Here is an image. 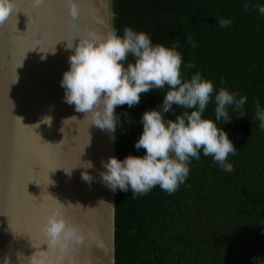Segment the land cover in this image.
I'll return each mask as SVG.
<instances>
[{
  "label": "trees",
  "instance_id": "1",
  "mask_svg": "<svg viewBox=\"0 0 264 264\" xmlns=\"http://www.w3.org/2000/svg\"><path fill=\"white\" fill-rule=\"evenodd\" d=\"M114 27L146 32L153 44L171 47L178 40L185 79L199 71L238 96H246L245 116L230 106L231 122L216 121L237 148L228 160L232 172L213 163L211 156L192 158L190 172L168 194L158 185L132 196L116 190L115 264H258L264 261V129L255 118L259 99L264 108V0H113ZM248 3V11L242 7ZM231 19L220 27L217 18ZM191 36L196 44L187 43ZM128 61L133 57L129 55ZM194 62V68H187ZM221 78L225 83L221 84ZM168 90L142 93L134 107L117 106L116 157L144 156L135 143L143 132L145 111L157 108ZM215 92L203 118L215 122ZM165 114L175 120L184 109L173 105ZM191 111V110H189ZM126 114V115H125Z\"/></svg>",
  "mask_w": 264,
  "mask_h": 264
},
{
  "label": "water",
  "instance_id": "2",
  "mask_svg": "<svg viewBox=\"0 0 264 264\" xmlns=\"http://www.w3.org/2000/svg\"><path fill=\"white\" fill-rule=\"evenodd\" d=\"M77 2L79 16L73 20L66 0H47L39 8L16 0L19 12L0 26V264L5 257L8 264H30L43 251L46 264L116 262V191L100 178L106 171L101 160L116 157V131L91 125L64 103L60 84L74 50L67 43L75 46L79 37L115 30L114 2ZM45 115L52 117L51 126L40 123ZM84 161L94 165L87 169L90 185L81 179ZM55 198L65 204V219L84 230V243H70L66 253L48 248L40 231Z\"/></svg>",
  "mask_w": 264,
  "mask_h": 264
},
{
  "label": "clouds",
  "instance_id": "3",
  "mask_svg": "<svg viewBox=\"0 0 264 264\" xmlns=\"http://www.w3.org/2000/svg\"><path fill=\"white\" fill-rule=\"evenodd\" d=\"M46 2L47 0H31L34 8H39ZM66 2L69 16L73 20L77 19V0ZM242 7L248 11L249 4L245 3ZM255 8L264 14V5H256ZM14 12H19L16 0H0V26ZM217 22L220 27L232 23L231 19L222 17L217 18ZM187 43L192 48L196 47L191 36L187 37ZM178 47V40L171 47L153 44L146 32H137L131 27L124 28L123 36L112 30L105 36L89 34L79 37V43L75 46L73 42L67 43V49L74 50L68 57L70 68L63 73L60 82L65 92L63 102L74 105L76 112L84 113V119L90 118L91 125L101 130L115 133L120 120L115 114L117 106L127 104L130 108L134 107L140 102L142 93L163 89L166 85L168 87L163 94L162 104L145 111L140 120L143 132L135 143V148L145 149L146 154L142 157L129 154L123 160L115 156L101 160V167L106 169L100 172L101 182L113 192L117 189L123 192L131 189L132 196L135 197L147 194L158 185L163 191L172 194L188 177L191 159H200L201 149L203 155L211 156L213 163L218 164L222 170L232 172L234 169L228 157L230 154L235 155L237 148L216 121H221V118L223 123L232 121L233 117L228 113L230 106L234 111H239L237 116H245L247 97L238 96V93L230 92L225 87L215 92L213 82L203 78L199 71L190 79H185L181 71L183 57L177 51ZM129 55L133 57L132 62L128 61ZM194 67V62L187 64L189 69ZM224 83L221 78V84ZM214 92L215 122L210 118H203ZM254 103L255 118L260 121L259 127L264 129V108L260 106L258 98ZM173 105L184 110L176 115L175 120L167 119L165 114L174 112ZM40 123L51 126L52 117L45 115ZM34 125L35 128L39 127V124L31 126ZM111 139L114 141L115 136H111ZM90 143L91 137L88 145ZM84 162L86 166L82 167L85 171L81 173V179L90 185L93 177L87 169L94 168V165L92 161ZM56 200L57 205L41 225L40 231L47 240L48 248H58L66 253L70 243H84V230L65 219L62 211L65 204ZM101 201L104 200L98 201V204ZM68 205L73 204L69 202ZM75 205L82 206L79 202ZM45 254L46 251L37 256L32 255L30 264H46L43 258ZM4 264H8L7 257L4 258ZM258 264H264V261H258Z\"/></svg>",
  "mask_w": 264,
  "mask_h": 264
}]
</instances>
